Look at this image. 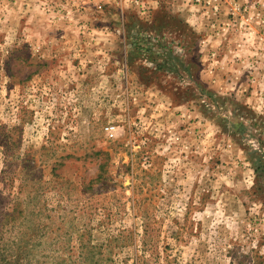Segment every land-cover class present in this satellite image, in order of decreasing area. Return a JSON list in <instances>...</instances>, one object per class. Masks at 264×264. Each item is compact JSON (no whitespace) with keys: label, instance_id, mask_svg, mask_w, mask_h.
Listing matches in <instances>:
<instances>
[{"label":"rangeland","instance_id":"obj_1","mask_svg":"<svg viewBox=\"0 0 264 264\" xmlns=\"http://www.w3.org/2000/svg\"><path fill=\"white\" fill-rule=\"evenodd\" d=\"M0 264H264V0H0Z\"/></svg>","mask_w":264,"mask_h":264},{"label":"built area","instance_id":"obj_2","mask_svg":"<svg viewBox=\"0 0 264 264\" xmlns=\"http://www.w3.org/2000/svg\"><path fill=\"white\" fill-rule=\"evenodd\" d=\"M104 130L109 138H113L117 132V127L114 124H108L104 127Z\"/></svg>","mask_w":264,"mask_h":264}]
</instances>
